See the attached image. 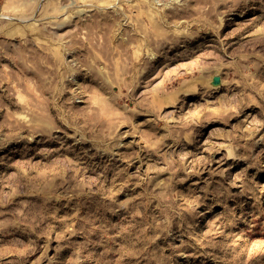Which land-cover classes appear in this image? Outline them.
<instances>
[{"label":"rangeland","instance_id":"1","mask_svg":"<svg viewBox=\"0 0 264 264\" xmlns=\"http://www.w3.org/2000/svg\"><path fill=\"white\" fill-rule=\"evenodd\" d=\"M0 264H264V0H0Z\"/></svg>","mask_w":264,"mask_h":264},{"label":"water","instance_id":"2","mask_svg":"<svg viewBox=\"0 0 264 264\" xmlns=\"http://www.w3.org/2000/svg\"><path fill=\"white\" fill-rule=\"evenodd\" d=\"M219 81H220V79H219L218 76H214V77H213V82H214L215 84L219 83Z\"/></svg>","mask_w":264,"mask_h":264}]
</instances>
